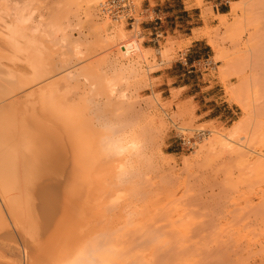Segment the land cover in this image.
Wrapping results in <instances>:
<instances>
[{
	"label": "rangeland",
	"instance_id": "obj_1",
	"mask_svg": "<svg viewBox=\"0 0 264 264\" xmlns=\"http://www.w3.org/2000/svg\"><path fill=\"white\" fill-rule=\"evenodd\" d=\"M91 1L0 0L1 8L5 9L0 11L3 20L0 24L10 15H17V18L27 19L26 26L33 29V33L36 31L43 36L44 39L39 37L41 42L50 43L52 50H47V45L46 55L48 51L47 59L50 55L56 68L55 74L49 75L51 79H61L69 71L78 78L77 82L72 80V93L67 98L73 101L87 98L90 114L115 125L123 140L134 143V150L124 162L114 192L109 194L111 202L109 200L108 204L105 199L104 203L110 205L107 214L104 213L107 206L97 203L95 191L82 188L74 192V188L71 190L73 185L69 187L71 191H67V185L73 180L70 181L73 176L68 173L70 170L66 172L69 179L57 174L58 180L54 177L57 183L50 182L53 178L49 180L55 174L49 175L45 181L50 183L43 182L42 185L47 187L41 186V193L51 198L44 199V204L53 205L51 209L57 210L58 217L45 206L47 208L43 210L47 213L42 217L40 237L47 241L45 236L52 231L53 234L56 231V237H60L59 232L64 236L67 232L65 223L70 225V231L78 219L81 222L72 232L84 222L90 223L83 227L93 230L90 234L99 231L96 237L104 264H264V159H261L264 158V0H223L222 3H226L223 9L228 13L222 17L214 14L215 3L207 0H183L182 4H175L176 0H130L136 19L132 27L130 21H112L102 15L100 4L105 0H98L95 5ZM183 7L185 11H178ZM144 9H148V15L140 14ZM152 10H162L158 15L163 20L164 33L159 43L154 42L148 21L153 15ZM169 10L176 12L168 16L166 11ZM6 14L9 16L3 17ZM169 19L173 21V28L176 27L174 35L169 29L171 24H167ZM102 26L108 27L106 31ZM119 28L127 32L123 41L133 36L139 38L146 51L143 50L144 57L140 59L136 74L120 81L113 80L116 90L110 94L99 90L95 79L80 70L93 62L101 68L98 76L102 82L104 74L112 76L108 62L102 63L100 58L106 55L111 59L116 52L115 47L110 49L105 42ZM198 37L207 40L210 57L182 66L180 60L185 62L184 54L192 38ZM75 45L79 47L75 48ZM165 45L170 47V53L163 56L161 50ZM75 49L85 57L76 56ZM6 53L12 56L9 57L11 62L2 60V63L10 69L15 66L28 68L25 55L12 50ZM50 77H46L47 81L41 80L44 83H32L33 88L29 85V90L49 82ZM226 137H230L232 145L227 143ZM64 177L65 181H61ZM58 183L62 184L61 193H69L61 196L57 190L55 194L54 190L60 187L55 188ZM58 195V201L67 197L73 201L54 202ZM66 201L72 205L67 206ZM3 203H0L3 217L11 216ZM80 206L83 211L79 210ZM97 206L105 210L102 212L103 209L99 210ZM90 209L98 211L93 213ZM86 212L90 213L87 217L84 216ZM88 217L91 221L94 217L93 221ZM8 218L9 215L7 220L3 218L5 223L11 220ZM61 218L65 222L63 227ZM68 220L74 222L73 225ZM16 223L13 221L12 226ZM50 224L53 227H49ZM17 225L21 231L22 227ZM54 225H60L66 232L58 226L57 230ZM1 227L0 264H19L17 258L22 264L23 255L9 249L6 242L17 246L23 254V235L27 236L26 231H30L25 229L24 234L19 232L22 234L19 235L17 228L12 227L11 231ZM30 230L31 235L35 233ZM83 231L81 228L77 235L82 239L85 238ZM32 236L25 240H34L36 236ZM56 237H46L48 241L52 239L55 248H61L63 241H66L63 247H72L78 241L66 234L62 237L66 239L56 247ZM12 253L18 257L13 259Z\"/></svg>",
	"mask_w": 264,
	"mask_h": 264
},
{
	"label": "bare ground",
	"instance_id": "obj_2",
	"mask_svg": "<svg viewBox=\"0 0 264 264\" xmlns=\"http://www.w3.org/2000/svg\"><path fill=\"white\" fill-rule=\"evenodd\" d=\"M201 1L202 0H196V2H201ZM91 2L92 4L95 5L98 3V0H92ZM1 7L3 6H0V11L2 9ZM5 13L7 12L5 11ZM9 15L6 14L3 15V17L6 16L8 17ZM11 16L12 15H10V17ZM16 16L14 15L11 18L9 17L7 20L5 18L4 22L0 24V28H1L0 39H2L0 40V46L2 43L0 50L1 52H3V55L0 52V59H1L0 61V199L1 201L3 200L0 203L4 202L2 204L3 208L5 206L4 209L7 208L6 210H9L10 213H12L14 216L13 217L12 214L11 216L10 214H8L9 215L8 219L11 218L12 220V221L9 220L11 226L13 221L14 223H16L15 221H18L16 225L20 224V226L22 227V230L19 231L21 229L20 227H19L20 229H18L15 224H14L15 228L13 227L14 225L12 226L14 229L17 228L18 234L19 232L21 233L23 232V230L27 229L30 231L28 232L25 230L27 232V236L28 234H30L29 237H31L33 234L34 235L36 234L35 235L36 237L33 235L32 237H35L34 240L32 239L28 241L30 238L23 235V237H25L23 239L24 242L22 244L23 254H20V250H18L17 246L14 247V245L11 244L13 247L12 248L9 242H6L8 244L7 247L9 249L11 248V250L15 249V252L19 253L18 255H23L22 264H104L103 252L102 250L100 251V246L97 242V237H96L99 231L94 229L95 232L90 234L89 229L83 228L90 223L86 225L84 222L85 226L82 223L79 227L80 229L76 228L75 232L78 233H75L74 231L73 233L72 230H75L76 227L75 225L78 226L81 221L77 219L78 221L76 220L74 224L75 227L73 226L72 229L70 228V231H68L69 228L68 226L70 225L64 222L65 225L67 226V232H66V230L64 231L62 228L64 226V223L62 222L63 219L61 218L62 220L60 221L61 223H63L62 227H59L61 224L57 226L59 227V229L61 228L60 230H63L64 233L66 232L64 236H61L60 235L61 232H59L60 237H58V235L56 237L55 234L56 231L54 232L55 235L53 234L52 231V233H50L51 235L48 234L47 236L46 234L45 239H47V241H45L44 238L42 239L40 237L41 228L43 229V225L41 224V221L43 214L47 213L46 210L48 211L50 209L51 212L53 210L52 213L55 212L53 215L55 214L56 216L58 215L57 210L51 209L53 205L51 206L50 204H46V205L44 204L43 201L44 199L47 201L48 199L51 198H48L47 195H45L47 199L45 196H42L43 194L41 193V186L42 187L44 186L42 185L45 184L43 182H47L48 185L50 182H55L56 180H58L57 174H59V177L65 176L67 178L70 176L68 173H71V175H73L70 176V181L71 179H73L72 184L71 182H69V180L68 182L70 183V185L69 184L67 185L65 183L68 188L67 191H71V190L73 191L74 188L75 189L74 192H79L80 189L86 188L87 190L89 189L90 191L91 190L95 191L93 192L94 194L98 193L97 195L94 196L95 199H97V203L99 204L100 202L104 203L107 201L105 199H108V197H110V195L114 192L115 186L117 185V181L122 174L121 173L122 170L124 169L123 168L124 162L126 159L129 158L130 154L134 150V143L130 141L126 142L125 140H123L118 128L115 125L104 123L105 121L102 122V120H99L97 116L90 114L88 112L89 101L87 98L81 97V99L75 101H73L72 98H70L71 100L68 99L71 95L70 92L72 93V87H71L72 80L77 82L78 78L77 77L74 78L72 71H69L67 74L61 77V79L52 80L51 79L52 77L50 76L52 73L56 72L55 71L56 68L54 67L53 62L50 61L51 60L50 55H49V59H47L48 51L46 55L47 45L49 46L47 50L49 49L52 50L50 43L48 41L41 42L39 37L43 38V36H39V33H37L36 31H34L33 33V29L27 27L28 25L26 26L27 19L25 20L23 17L19 15L21 18H23L22 20L20 18H17ZM217 16L222 17L223 15H217ZM1 21L3 20L0 18V23ZM28 28L29 30H31L30 31L31 33L28 32L29 31ZM101 28L104 31H106L107 29L105 26H102ZM35 33L38 34L37 38H36L37 35ZM126 35L127 32L123 28H119L115 32V35L110 36V38H108L105 42L106 45L110 47V49L115 47V51H116L110 57L111 59H108L106 55H103L100 58V61H103L102 63H105L104 61L108 62L107 66L108 69H110L111 71L112 74L111 77H109L107 74H104L105 77H103L104 79L102 78L103 79L102 82V80H100V76H98V73L101 71V68L99 64H94L93 62L86 64L80 70V73L89 76L91 79H95L94 83L98 86L99 90L101 91L106 90L110 94H114L116 90L115 89L116 83L113 80L120 81L124 78L136 74V69L140 64V59L144 57L142 53L143 50L146 51V48H144L141 45L140 41L138 40L139 38L137 39L136 37L133 36L128 38L126 41H123L124 39H126ZM122 41L123 43L119 45ZM43 42H45L46 46L44 45ZM123 46H125V49H123ZM78 47H79L78 45H75V48ZM169 49H170L169 46L167 45L163 46V49L161 50V54L164 56L167 54V52L170 53ZM11 50L12 52L21 53L22 55H25V60L28 63L29 71H27L28 68L25 69L28 73L25 71V69H23L25 66L24 67L21 66V68H19L20 66H18V68H16L17 66H15L14 69H10L9 65L5 64L7 61L11 62L10 61L11 58L9 57H12L11 55H9L10 54L9 52H8L9 54L7 53L5 54V51L11 52ZM74 53H76V56L80 55L78 56L80 59H83L85 57V55H83L81 52H79L76 49L74 50ZM7 55L8 58L6 57ZM162 55L161 57H163ZM22 59L20 60H22L24 63V58ZM2 60L5 63L4 62L2 63ZM17 60L15 61L22 62L19 61V59ZM47 76L48 78L50 77L51 79V80L49 79L50 80L49 82H46L45 84L40 86H38L39 84L37 86L35 85L36 88L29 90L31 89L30 87L33 86L31 85L32 83L34 82L40 83L42 82L41 80H43L44 78L45 81H47L46 80ZM29 85L31 86L28 87ZM67 95L69 96L68 98ZM57 125L60 126L59 130L60 128H62L64 135H62L63 133H61L62 130H60L59 133ZM64 136H66V138H64ZM227 140H229V142L227 143L230 145L231 144L230 137H226V141ZM239 150L241 152V148ZM261 159L264 158L261 157ZM262 163H264V161H262ZM68 170H70V172H68ZM51 174H55V175L49 178V175ZM54 177L55 178L57 177L56 180ZM65 177L62 178L64 180L59 178V181L60 179L61 181H65ZM48 178L49 180L53 178L54 181L50 180V182L48 183V181H45ZM60 184L61 183H58V185L55 188H57ZM47 185L44 186L45 189ZM61 185L59 187L60 189L58 188L54 190V192L56 191L55 194H57L58 192L57 190L60 191L59 194L61 196L65 195V193L68 194L69 192H67L66 190L65 193H61V188H62ZM71 186L72 189L69 188ZM48 188L49 189L51 188L50 185ZM50 190L52 193L53 189ZM93 193L91 192V194ZM87 197L88 196L86 195V198ZM103 197H105L104 198L105 201L103 200ZM59 198H60L59 195L55 197L54 202L58 201ZM66 199L68 201L70 198L68 199L67 197L64 200ZM101 199L103 201H101ZM70 200L73 201L72 199ZM109 200L111 202V199H108L107 202L108 204H109ZM63 201H58V202L63 203ZM67 201L65 202L66 204ZM75 201L76 200H74V202ZM85 202H87L86 199ZM92 202L94 203V201ZM62 203L61 205H63ZM107 203H104L105 207L107 206L106 208L107 210H105L104 207H102L104 206V204H101L102 208L99 206L100 207L99 210L103 209L102 212L105 210L104 212L105 214H107L106 212L108 211V209H110L109 207L110 205H106ZM70 205L67 204V206ZM45 206H47L48 209H46L47 207L45 208ZM81 206L83 205L81 204ZM99 207L97 206V208ZM44 208L46 209L45 211L43 210ZM1 209L2 208L0 206V226L2 225V227H6L11 230L12 227H9L10 225L9 222L8 223L6 222L7 224L4 222L5 220H7L8 215L3 217ZM65 209L67 211H72L70 210V208H68L69 209L68 210L65 207ZM93 209L90 210H92L94 213V211L97 209L95 210ZM79 210H82V207ZM88 213L85 214L84 216L88 215ZM60 216L61 215H59V217ZM88 218L89 221H91L90 220L91 218L90 217ZM79 219L82 218L80 217ZM94 219L97 222L98 217ZM68 222L70 221L68 220ZM96 222L93 224L95 225ZM70 223H72L73 225L74 222H70ZM51 225L52 224H50L49 227H53V225L52 226ZM94 225L90 228L93 229ZM57 226L54 225L56 229ZM81 228L84 229L83 231L84 235H82V237L83 236L85 237V238L83 237L84 239H82L81 236H77L79 232H81ZM30 229H33L35 233L32 232L31 235ZM92 231L93 230H91L90 232ZM0 232H2V230H0ZM69 233H73V235H69ZM88 233L90 235H86ZM5 234L8 235L9 233L7 232ZM52 234L53 236L56 237V241L58 240L57 245L55 244L56 247H58L60 241L66 239V238L63 239L66 234L68 238L70 236L71 239H78V241L80 242L78 243V241L76 240L75 241V243H77L76 245L72 247L70 246L63 247V245H65L66 243V241H63L64 244H62V242L60 244L62 246L61 248L60 246L58 248H55L54 243L52 244L51 242L52 239L48 241L49 237L55 239V237H53ZM14 235L15 234H13V237L14 239H16ZM43 236L44 235H42V237ZM26 238L28 240H25ZM40 240H44V241H40ZM15 243H17V240ZM3 244H5V241ZM14 254L12 253L13 257ZM17 257H14L13 259ZM17 260L18 263L21 264L19 262V258H17ZM13 262L14 260H12V263ZM8 264H11V262ZM13 264H15V262Z\"/></svg>",
	"mask_w": 264,
	"mask_h": 264
},
{
	"label": "built area",
	"instance_id": "obj_3",
	"mask_svg": "<svg viewBox=\"0 0 264 264\" xmlns=\"http://www.w3.org/2000/svg\"><path fill=\"white\" fill-rule=\"evenodd\" d=\"M148 9L141 11V15H148ZM100 12L105 17L112 21H130V25L136 21L134 17V8L130 0H105L100 4ZM152 17L148 19L151 23L155 43H159L163 37L164 30H162V18L158 15L160 12L152 10ZM125 49V46H123ZM132 52V51H131ZM134 52V51H133Z\"/></svg>",
	"mask_w": 264,
	"mask_h": 264
},
{
	"label": "crops",
	"instance_id": "obj_4",
	"mask_svg": "<svg viewBox=\"0 0 264 264\" xmlns=\"http://www.w3.org/2000/svg\"><path fill=\"white\" fill-rule=\"evenodd\" d=\"M207 2L215 3L214 7L216 9H214V7H213V12L215 15H225L228 13L227 10L223 9L226 6V3H222L223 0H207ZM177 3L182 4L183 0H180V1L176 0L175 4H177ZM169 6H172V4L169 3ZM185 10H186L185 7H183V9H178V11H185ZM174 12H176V11L171 10V12H170V10H169V11H166V14L168 16H173ZM168 23L171 24L169 26V29H170L171 34L174 35V33L176 31V27L173 28V26H172L173 21L171 19H169V22L167 20V24ZM189 37H191V35ZM210 50H211L210 45L208 44L207 40L204 37L192 38L191 43H190L189 47L186 49V52L184 54L185 62L180 60V63L183 66V64H187V63L193 64L195 62H199L200 60H202L206 56L210 57L209 55H207L210 52Z\"/></svg>",
	"mask_w": 264,
	"mask_h": 264
}]
</instances>
